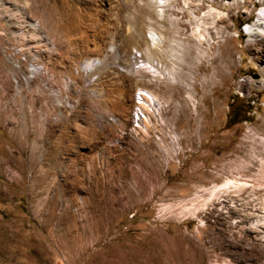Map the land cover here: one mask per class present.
<instances>
[{"label":"rangeland","instance_id":"1","mask_svg":"<svg viewBox=\"0 0 264 264\" xmlns=\"http://www.w3.org/2000/svg\"><path fill=\"white\" fill-rule=\"evenodd\" d=\"M10 1L38 29L16 37L0 16V264H264L250 187L188 212L228 179L264 182V35L248 33L262 2L196 0L219 11L207 55L178 29L161 55L176 82L151 86L134 25L147 34L165 0ZM139 89L159 103L137 115Z\"/></svg>","mask_w":264,"mask_h":264},{"label":"bare ground","instance_id":"2","mask_svg":"<svg viewBox=\"0 0 264 264\" xmlns=\"http://www.w3.org/2000/svg\"><path fill=\"white\" fill-rule=\"evenodd\" d=\"M222 1L224 3L227 2L231 6L232 5L237 6V4L240 2V0H222ZM259 1L262 2V5H264V0H259ZM171 2H172L171 0H165V3H163L162 6H159L162 9L159 10L160 12L158 13L154 11H150L152 9L149 10L150 12L149 14H147L148 15V20H147L148 29L146 32L147 34H144L140 30H137L135 27L136 23L134 25L135 34L133 35H135L138 40H142L146 42L148 44L149 51L151 53V60L145 66L138 67V71H142L144 74L148 75V79H146L144 82L151 84V86L153 84L155 85L156 83L158 84L162 80H168L170 83L176 82V77H175V74L173 73L174 71L172 70V68H171L172 71H170L166 67L167 65L166 63L162 61V57H161V55L166 53V50L163 48V44L167 42L166 40H169L171 42H176V40H181L182 34L179 32L180 30L178 31V29L183 28L185 30L186 29L185 27H188V31H190V33L187 32L189 34L188 36H190V38L196 41V50H197L196 58L200 59L202 57H205L207 55V51H205V49H201L200 45L202 42H208V38H210L208 25L210 24L214 25L216 22V19L219 18V13H218L219 11L216 12L212 9L207 10L206 13H204L202 16H200L201 14H198L200 12L196 13V11L194 10V8L196 10L198 8L196 5H194L195 2H197L196 0H175V3H178V4L181 3L182 6L184 7V12H182L181 14H179V11L177 10L176 6H174L175 4H172ZM12 6H13V3L10 0H0V16L6 17L11 22V25L14 28H16V30H13L14 36L23 37L24 33H22L23 32L22 29L27 28L25 30L26 31L25 33H30V37H31V33L35 32L38 29V27H36L37 25L33 22V19L30 16L22 17V19L19 16H17L16 14L17 12L15 13L16 7H12ZM43 12L47 14L46 20L51 24L52 26L51 29H53V32L58 33L62 36H65V38L67 39L68 34L64 31V29L62 30L60 29L61 26L58 20L55 19L50 13L49 7H44ZM137 14L138 13L134 12V17L136 19H137ZM87 17H89V19L94 20V22L96 23L100 22L99 17L93 13H90V14L88 13ZM160 17H161V20H160ZM164 23L169 24L168 28L169 26H173L175 29H177L173 33H170L169 37L166 35L167 27L166 28L163 27ZM187 33H185V35ZM248 33L250 35H264V8L258 16L257 23L248 27ZM82 35L88 36L89 34L85 35L82 33ZM92 36L96 37L95 34L91 35V37ZM156 54L158 55V57H156ZM88 65L90 66V64H85V68H87ZM43 71L44 72L46 71V69L43 66H39L33 69L35 76L37 72L42 73ZM14 78L17 79L16 76ZM19 81L20 80L15 81L16 84L14 86L16 87L15 89H17V91L21 93V90H22L21 83L22 82L20 83ZM127 94H128V91L125 89L120 95L119 102L121 105L124 104ZM157 98L158 97L155 96V94L153 95L151 92L147 90L139 89V100L140 101L136 105L138 106L137 115L143 114L142 112L144 111H148L147 107L151 106L153 102H158ZM188 98L192 100V96L190 94H188ZM138 119L143 122V120H141L142 119L141 117H139ZM6 161L9 164L14 163V159L13 160L7 159ZM262 174H264V172H262ZM259 178L261 177L259 176ZM258 181L261 183L259 184L257 183L256 186L252 185L253 187H251L250 185H247V183L241 182L240 180L238 181L237 179H234V180L228 179L222 185L215 186L209 189L207 191L208 193L207 200L200 203L198 208L193 207V209H190L188 212L189 214L194 216L196 211L204 207V205H206V202L211 201L212 198H215V197L220 198L221 197L220 195L226 194L228 192L238 194L239 192H242L245 187H250L249 193L253 195H257L260 201V205L258 209L261 211H264V182L260 181V179ZM246 191L248 190H245V192ZM255 222H256L257 229H261V230L264 229V218L258 219Z\"/></svg>","mask_w":264,"mask_h":264}]
</instances>
